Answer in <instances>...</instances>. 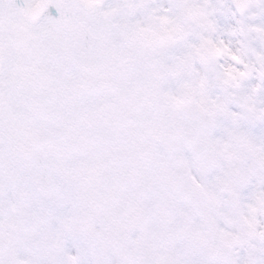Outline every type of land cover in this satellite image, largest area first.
<instances>
[{
  "label": "snow or ice",
  "instance_id": "6c2138e0",
  "mask_svg": "<svg viewBox=\"0 0 264 264\" xmlns=\"http://www.w3.org/2000/svg\"><path fill=\"white\" fill-rule=\"evenodd\" d=\"M131 6L120 3L116 8H106L99 0H0V145H23L29 130L41 121L56 130L47 143H57L64 132L72 133L74 155L63 161V167L69 173L86 176V182L74 186L71 208L78 209L81 196L88 194L95 202L101 226H123L130 219L136 220L140 232L136 242L145 238L153 242L155 264H191L188 245L181 244L171 253L161 251L162 233L157 221L166 207L161 181L175 177L170 161L183 169L178 187L187 203L191 204L196 189L205 196L211 195L203 192L201 181L193 172L202 147L181 143L179 139L181 135L190 137L201 132L192 109L181 101V95L193 83L200 82V75L197 71L192 78H181L173 90L166 80L152 84V75L146 74L139 64L113 72L112 65L128 50L110 30L109 18ZM236 6L249 7L244 0H237ZM254 7L264 13V4ZM161 23L169 33L174 32L170 19L162 18ZM139 31H146L143 25ZM250 31L257 33V39L264 44V25ZM144 39L149 44L156 42L152 37ZM101 44L105 46L103 50ZM181 46L184 53L177 57L170 55L171 49L161 42L159 50L150 54L152 65L161 73H170L207 46L211 55L227 58L226 62L212 63L208 69L210 82H227L245 75L237 67L241 58L230 46L202 37L199 42L190 40ZM132 52L138 57L145 54L139 47ZM259 58L264 62V55ZM151 89H155L156 105L144 102ZM240 91L242 94L234 99L241 112L264 123V108L256 107L255 93H244L243 86ZM168 109L173 110L174 115L169 113L172 118L162 115ZM31 111L36 120L27 117ZM232 115L239 119L240 113ZM233 135L258 151L255 163L264 167V143H257L244 131L237 130ZM186 151L190 158L185 156ZM49 159L50 153L37 146L35 175L43 173ZM249 172L245 169L242 174L247 176ZM260 182L264 184V177H260ZM258 211L264 213V187L252 193L245 205L250 239L241 240L235 233L218 229L222 246L202 247L200 264H264V225L256 219ZM63 222L75 226L81 223V217L69 209ZM88 229L92 230L91 224ZM183 230L184 225L174 223L167 234L174 238ZM199 230V225L191 229L193 239L189 243L193 246ZM238 248L245 251L242 259L233 251ZM63 264H77V257L68 253Z\"/></svg>",
  "mask_w": 264,
  "mask_h": 264
},
{
  "label": "flooded vegetation",
  "instance_id": "af4514ba",
  "mask_svg": "<svg viewBox=\"0 0 264 264\" xmlns=\"http://www.w3.org/2000/svg\"><path fill=\"white\" fill-rule=\"evenodd\" d=\"M244 2L248 8H238L237 0H99V4L106 8H116L120 3L132 5L114 12L109 18L110 30L117 35L122 47L128 50L127 55L112 65L113 72L120 73L139 64L146 74L152 75V84L159 85L166 80L173 90L181 78H192L199 72L200 82L192 84V95H185L186 90L181 95V101L186 107L205 104L211 112L209 141L212 167L204 172L199 168L198 161L193 167L203 191L211 193L208 197L210 223L204 222L203 209L193 210L178 196L172 187V180L161 181L160 190L163 194L172 195L173 204L164 208L157 221L162 233L161 251L171 253L181 244L188 245L191 264L202 261V247L222 246L218 229L235 233L241 240L250 239V230L244 219L245 205L250 202L252 193L264 187L260 182V177H264V167L255 163L258 151L233 135L237 130L244 131L257 143H264V123L254 115L241 112L234 99L242 94L241 86L244 93L252 92L250 84L253 79L256 107L264 108V80L257 79L259 72L264 71V62L259 58L264 55V47L260 46L258 34L250 31L264 24V13L254 7L264 4V0ZM210 9L214 25L208 33L210 36L203 38L202 20ZM162 18L170 19L173 33L166 30L167 26L161 23ZM140 25L144 26L145 32L139 31ZM222 29L227 31L226 36L222 35ZM145 36L152 37L156 42L147 43ZM201 37L230 46L241 58L237 67L245 75L227 82L221 80L228 92L225 102L218 90L220 80L210 82L208 69L216 60L226 62V57L210 54V65L206 54L208 49L201 47L199 55L191 56L170 73H161L151 63L150 54L159 50L161 42L171 49L170 55L179 57L184 53L181 45L190 40L199 42ZM100 47L102 50L105 48L103 44ZM135 47L141 48L145 54L136 56L132 52ZM109 54H112L110 50ZM203 88L208 89L205 95ZM154 92L155 89L150 90L145 103H158ZM233 112L240 113L239 119L233 117ZM169 113L173 110L168 109L162 115L169 116ZM55 133L56 130L51 128L50 136ZM34 134L38 138L37 146H43L50 153L47 167L40 175L34 174L36 149H31L27 139L23 145L15 142L0 145V264H63L68 253L77 257V264H155L153 242L148 238L136 242L140 234L136 220L130 219L123 226L119 223L101 226L96 218L95 202L88 194L81 196L78 209L71 208L74 186L78 182H86V176L69 173L63 167V161L74 155L71 150L72 133L64 132L57 143H47L45 123L41 121L36 124ZM52 144L58 148L57 154ZM185 156L191 157L187 151ZM169 168L175 171L172 161ZM245 169H250L247 176L242 174ZM63 207L73 213L78 212L81 223L65 225L64 217L60 215ZM256 219L264 225V213L258 211ZM174 223L184 225V230L169 238L168 229ZM196 225L200 226V230L193 246L189 242L193 239L191 229ZM110 228L115 232L116 253L107 238ZM233 251L241 259L245 256L243 248Z\"/></svg>",
  "mask_w": 264,
  "mask_h": 264
},
{
  "label": "rangeland",
  "instance_id": "374dc122",
  "mask_svg": "<svg viewBox=\"0 0 264 264\" xmlns=\"http://www.w3.org/2000/svg\"><path fill=\"white\" fill-rule=\"evenodd\" d=\"M208 12H209V14L206 16V17H204L203 18V20H202V29H203V34H202V37L204 38L205 36H210V35H208L206 32L208 31V28H205L206 27V25H207V23H212V25H214V21H213V13H212V11H211V9L210 10H207ZM207 18V19H206ZM250 23H253V21H251ZM264 25V24H263ZM205 26V27H204ZM252 25H250V27H251ZM257 26H260V25H257ZM254 27V25L251 27V28H253ZM210 31H208V33H209ZM260 46H263V44H261ZM250 89L252 90V92L254 91V88H253V79H251V84H250ZM264 90V89H263ZM30 115H28V117H29ZM166 204V207L168 206V203H165ZM67 214H69V209L67 208V207H63L61 210H60V215L62 216V217H64L65 215H67Z\"/></svg>",
  "mask_w": 264,
  "mask_h": 264
},
{
  "label": "water",
  "instance_id": "95a60500",
  "mask_svg": "<svg viewBox=\"0 0 264 264\" xmlns=\"http://www.w3.org/2000/svg\"><path fill=\"white\" fill-rule=\"evenodd\" d=\"M203 117H204L205 119H208V120H209V117H208L206 114H204V113H203ZM208 132H209V129H207V130L204 132V138H206V136L208 135Z\"/></svg>",
  "mask_w": 264,
  "mask_h": 264
},
{
  "label": "bare ground",
  "instance_id": "6f19581e",
  "mask_svg": "<svg viewBox=\"0 0 264 264\" xmlns=\"http://www.w3.org/2000/svg\"><path fill=\"white\" fill-rule=\"evenodd\" d=\"M226 32H227L226 30L222 29V32L221 33H222V35L226 36Z\"/></svg>",
  "mask_w": 264,
  "mask_h": 264
}]
</instances>
